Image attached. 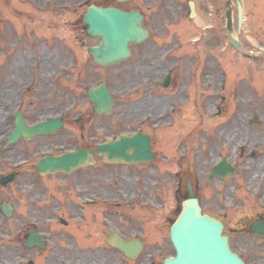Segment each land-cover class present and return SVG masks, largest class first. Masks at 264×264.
<instances>
[{
	"label": "rangeland",
	"instance_id": "rangeland-1",
	"mask_svg": "<svg viewBox=\"0 0 264 264\" xmlns=\"http://www.w3.org/2000/svg\"><path fill=\"white\" fill-rule=\"evenodd\" d=\"M111 1L70 0L62 16V10L54 5L49 11L31 5L38 15L29 11L28 3L18 6L20 13L14 7L3 9L0 6V123L5 117L3 122L12 125L7 116L15 107H20L18 95L21 99L23 96L21 108L29 123L58 115H63L67 122L65 129L48 137L21 140L5 153L11 160L6 162L5 168L13 169L12 163L18 161L21 178L0 189V204L17 207L10 219L0 210V264H15L18 256L21 262L33 259L41 264H77L83 254L88 255L75 250L59 218L74 216L68 209L79 194L75 180L93 177L94 173L74 172L69 180L65 174H56L53 177L56 181H42L36 164L46 155L64 153L84 144L80 137L84 135L89 139V126H94L90 131L95 130L100 135V143L139 129L154 137L155 158L150 163L139 167L120 165L111 171L101 169L95 178L101 188L96 193L101 199L98 200L101 212L112 204L117 212L126 211L124 220H132L128 236L144 237L135 222L145 216L148 226L145 230V224L140 228L145 231L149 245L135 264L151 261L161 264L162 258L168 255V252L158 253L161 242L154 233L161 230L159 221L170 207L178 180L185 186L186 179L191 178L203 197L208 193L223 194L227 210L264 212V55H252L264 49V3L258 0L263 5L260 9L256 7L257 2L247 0L244 31L239 34L235 27L232 34L243 44L239 51L230 45L225 19L215 21L220 30L216 39L202 30L196 34L195 25L186 24L184 19L177 24L174 9L168 8L170 21L164 22L168 24L161 23L162 15L161 21L146 23L151 37L132 46L133 55L128 61L101 69L88 54V49L98 45L99 39L89 37L85 25L77 27L75 24L81 22L90 5ZM39 15L48 20L35 19ZM167 71L171 72L173 80L169 88H163L161 77ZM103 80H107L111 93L118 99L117 104L112 116L90 122L86 115L93 114V109L87 90ZM151 80L154 88L145 85ZM140 101L146 102L142 103L145 111L133 122L131 110ZM174 107L176 111L170 117ZM254 115L260 120L250 124ZM146 116H149L147 120ZM79 117H83L81 123L87 125L83 130L76 124ZM254 152L256 155L252 157ZM222 157L232 163L237 172L225 181H215L210 187L206 177ZM24 163L29 164L25 167ZM53 194L61 196L52 197ZM57 206L59 209L50 210ZM83 214L86 220H82L80 226L85 233L69 231L80 246L91 231L87 224L93 220L90 208ZM119 215L115 217L122 229ZM115 217L104 212L99 220L103 219L106 230L110 231ZM29 225H35L47 238V250L41 256L18 246L15 240L19 227L24 229ZM97 253L99 264H127L120 254L111 250L101 249ZM69 254L73 258H67ZM252 264H264V243L260 244Z\"/></svg>",
	"mask_w": 264,
	"mask_h": 264
},
{
	"label": "flooded vegetation",
	"instance_id": "flooded-vegetation-1",
	"mask_svg": "<svg viewBox=\"0 0 264 264\" xmlns=\"http://www.w3.org/2000/svg\"><path fill=\"white\" fill-rule=\"evenodd\" d=\"M118 1L119 0H112L111 2H105L103 4H100V6L117 7L124 11H137L145 16V19H144L145 24L148 22L152 23L157 20L159 21L162 20L161 23L163 25L168 24L164 22L170 21V16L167 14V9L173 8L174 15H175L174 20L176 21L177 24L182 22L184 19V22L186 24L195 25L193 28L196 34H198V31L202 30L205 32L206 35L210 34L216 39L219 37L218 32L220 31L219 27L215 25L216 20H219L220 18L226 19V15L228 11H230L232 15L233 25L234 27H236V29H238V21H239L238 4L242 6L244 10V15L246 17H247L246 10L248 8L247 0H242L243 2H239V3H237V0H171V2L169 3H167L166 0H122L123 1L122 3H119ZM252 1H254V3L257 2L256 7H259L260 9L263 8V5H260L258 0H252ZM259 1L264 3V0H259ZM17 3H16V0H0V6L3 7V9H11L12 7H14L19 13H20V10H19L20 7L18 6H21L24 4L27 5V3L30 4V6L31 5L37 6L41 9L48 10V11L50 10V6L54 5L57 8H59L58 10H62L60 11L61 16L63 15V12H65V10L68 8L67 6H68V3H70V0H20V1H17ZM31 9H29V11L36 13L34 7L31 6ZM21 14L24 15V17H27L25 14L23 13ZM36 14L38 15V13ZM161 15H162V19L160 20ZM182 15H184V17ZM36 18H38L40 21L48 20V19H45V17L42 15H39V17H35V19ZM4 20L5 18L3 19V21ZM54 20L55 19H53V21ZM64 20L65 19H63L62 21ZM49 21L50 22L52 21L51 17L49 18ZM199 23H202V24H199ZM203 23H210V24L206 26ZM66 24H68V22ZM30 25L32 26L33 23H30ZM75 25L79 27L82 25V23L77 22ZM198 26L202 28L198 29ZM172 80L173 78L171 77V84H172ZM148 84H150L149 86L154 88L153 86L154 81L151 80L150 83H147V82L145 83V85H148ZM140 86L144 87L142 84H140ZM141 90L143 89H139V91ZM18 96H19L18 103H22L23 96H22V99L20 98V95ZM114 98L117 104L118 99H116V97ZM142 103H146V102L140 101L139 103L134 105V109L131 110L130 117L134 119L133 122H135L139 118L140 112L145 111L144 107L142 106ZM146 109H149V107H147ZM8 111L9 110H7V112ZM13 112L14 110L7 116V120L12 121V125L5 124L3 122L5 117L1 119L2 123H0V181L6 176L13 174L15 175V178L13 179L12 183H14L15 181H18L21 178V171H20L21 167L18 161L15 164L12 163L13 169L5 168L6 162L11 161L10 157H5V153L11 150L12 148H15L16 146L15 144H13L11 146L6 147V141L14 129L15 120H14V117L12 116ZM23 115H26V113L23 112ZM86 118L88 121L92 122V119L94 121V119L97 120V119H100L101 117L97 116L94 113L93 114L89 113V115H86ZM25 119L28 125L34 124V123H29L27 118ZM62 120L64 123L63 129H65L67 126V122L63 115H62ZM82 120H83V117H79L78 119H76V124L80 125L81 130L85 129V127L87 126L81 123ZM90 127H94V126H89L88 128L89 139L86 140L84 138V135H82L80 137V140L84 141V144H81L80 146L76 147V149L92 151L94 164L91 166L80 168L76 172H83L86 175L90 173H94V176L93 177H81L79 180H75L76 181L75 188L79 192V194L77 195V200H75L74 203L70 202L71 205L68 209V211H70V213L74 216L72 218L60 217L59 222L61 224V227L63 228V231L65 230V232L68 234V239H71L73 241L72 243L73 245H75V250H77V252L80 251L82 253L87 252L88 254L87 256L83 254L82 259H78L77 264H99L100 255L97 253V251L101 249L103 250L108 249L117 254H120V256L123 259L122 261L126 262L127 264H133L134 262L130 261L123 253H121L117 249L110 247L106 244L105 240H106L108 233L112 231L116 233L118 231V233L124 240L131 241L133 239H139L144 244V246H146L147 242L144 238H138L136 236L127 235L128 229L132 225V222H131L132 220L130 219L124 220V217L127 216L126 212H123V213L117 212L115 204H112L111 206L104 208V212L106 213V215L111 214V215H114V217L115 215L123 214L120 216L122 218V222L119 225V226H122V229L118 227L116 217H115V220L112 221L111 223L112 229H110V231L106 230L107 226L104 223L103 219L99 220V216L104 212H101L102 211L101 204L98 202V200H101V199L97 196L98 194L96 193H98V191L101 188H100V185H98V180L95 178L97 177L99 172H101V169H106V170L108 169L107 171H111V168L116 167L117 165L107 164L100 159L98 149H97L98 145L101 144L99 142L100 135L96 134L95 130L90 131L89 130ZM137 132H143V130L139 129ZM45 137H48V136H45ZM97 138H98V141H95ZM113 138H115V136ZM61 141H62L60 142L61 145L64 144L63 140ZM151 145L153 148V145H154L153 138H151ZM52 155H56V153H52ZM241 155L242 156L244 155L243 151ZM102 165H104V167H101ZM6 170H9V171L6 172ZM176 176H178V173ZM53 177L55 176H52L50 178L45 177L41 179H45L48 181H56L57 178H53ZM66 177H68L67 180H69L70 176L66 175ZM188 182L191 183L193 181L191 180V178L190 179L187 178L186 185L184 186L183 181L178 180L177 187L174 191L172 198L170 199V207L168 210H165L163 212L161 220L159 221L161 222L160 223L161 230H158L157 232H158V236L161 242L160 243L161 246L158 248V253L160 255L164 254L165 252H168L167 256L175 253V248L170 238V229L179 214L178 210L181 206V203L189 197L188 188H187ZM191 184H192V190L196 194L197 198L199 199V203L202 206L203 213L209 215L212 218L217 219L218 221L222 223L223 234L228 237L231 249L234 252H236L242 258V260L245 261L247 264H252L254 260L257 258V254L260 249V244L263 243L264 240L260 239L258 236L251 234L250 229H251V225L255 223L256 221L264 220V212L258 211L257 209L238 210V211L237 210H227L223 194L219 192L211 193V194L208 193V195L203 197L196 190V184L195 183H191ZM5 187L6 186L0 185L1 190H4ZM18 196H20V193ZM56 196H61V195L60 194L52 195V197H56ZM18 208H21V206L18 205ZM56 208L59 209V207L57 206V207L50 208V210H53ZM86 208H90V210L92 211L93 220H91L90 224H87V227L90 228L91 231H89L86 234V237H85L86 240L83 242V246H80L77 243L75 237L71 233L75 230L78 231L79 233L80 232L85 233V231L82 230V227L80 226V224L82 223V220H84L83 213ZM16 210H17V207L14 206L15 213H16ZM96 216L98 220L96 219ZM142 217H139L135 222V226L138 229H141L140 228L141 225L146 224L145 216H142ZM62 219L64 222H61ZM29 226L30 227L28 226L24 227V229L19 227V229L17 230V233L15 235V240L18 243V246H23L26 248L25 242L28 237V234L31 230L36 228L35 225H29ZM69 231H72V232H69ZM28 250L36 251V254L38 256H41L46 253V251H40L37 249H28ZM67 258H73V257L71 254H69V257ZM17 259L19 260L15 264H41L37 260H33V259L32 260L29 259L26 261L24 260V262H21L20 256H18ZM164 259L165 257L162 258L161 264H163ZM71 264H74V263L71 262Z\"/></svg>",
	"mask_w": 264,
	"mask_h": 264
},
{
	"label": "water",
	"instance_id": "water-1",
	"mask_svg": "<svg viewBox=\"0 0 264 264\" xmlns=\"http://www.w3.org/2000/svg\"><path fill=\"white\" fill-rule=\"evenodd\" d=\"M142 19L143 17L135 12L126 13L115 8L91 6L83 21L88 26L89 36L101 38L98 46L89 49V54L94 58L95 63L107 67L129 58L131 55L129 46L133 43H141L148 38V32L142 28ZM88 96L97 114H111L114 99L105 82L98 88L89 90ZM61 128L59 119L27 128L22 117L18 115L16 130L10 142H15L19 138L28 140L37 135L50 134ZM98 150L101 159L107 158L109 163H147L152 159L150 138L142 134H136L134 137L122 136L116 142L100 145ZM91 161L89 152L79 150L58 157L44 158L38 165V171L41 175L59 171L71 173ZM229 173H234V168L223 160L213 167L209 179L211 181L216 177L224 179ZM11 180L12 177H9L2 182L6 184ZM191 196L190 200L184 202L182 212L171 230L177 255L166 259L164 264H244L229 250L227 238L221 236V224L203 216L197 199L193 194ZM1 208L6 217H11L12 207L3 204ZM256 228H260L261 231L258 232L264 236V224L254 225V231ZM111 237L112 239L107 240L108 244L115 245L132 259L136 257L140 249L139 242L133 241L127 244L123 240L113 241L114 235ZM34 244L43 247V238L31 236L28 246L32 247Z\"/></svg>",
	"mask_w": 264,
	"mask_h": 264
},
{
	"label": "bare ground",
	"instance_id": "bare-ground-1",
	"mask_svg": "<svg viewBox=\"0 0 264 264\" xmlns=\"http://www.w3.org/2000/svg\"><path fill=\"white\" fill-rule=\"evenodd\" d=\"M189 122V121H188Z\"/></svg>",
	"mask_w": 264,
	"mask_h": 264
}]
</instances>
